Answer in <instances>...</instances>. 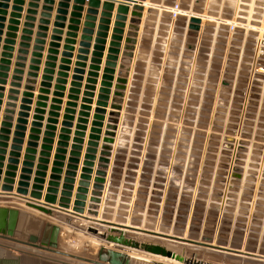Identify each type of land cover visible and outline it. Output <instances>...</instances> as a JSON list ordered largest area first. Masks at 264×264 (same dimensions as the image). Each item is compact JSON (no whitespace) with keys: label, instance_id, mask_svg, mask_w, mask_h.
<instances>
[{"label":"rangeland","instance_id":"374dc122","mask_svg":"<svg viewBox=\"0 0 264 264\" xmlns=\"http://www.w3.org/2000/svg\"><path fill=\"white\" fill-rule=\"evenodd\" d=\"M175 1L218 20L249 16L247 3H251ZM257 1L252 0L251 17L264 24L253 15ZM192 14L204 24L185 46L181 35L176 37L175 63L165 59L157 78L155 72L145 77L143 71L130 78L117 126L122 142L116 149L110 146V155L104 156L111 163L107 194L105 200L102 194L104 206L94 208L98 218L111 222L125 221L141 229L264 256V94L247 95L245 80L246 56L255 34H228L217 19ZM39 214L60 228L57 252L64 255L55 253L60 260L65 264L97 261L106 244L92 237L88 227L110 233L108 228L89 226L86 219L64 213ZM86 216L95 217L93 212ZM126 234L176 253L186 248L184 257L195 254L206 263L264 264L262 256H231Z\"/></svg>","mask_w":264,"mask_h":264},{"label":"water","instance_id":"95a60500","mask_svg":"<svg viewBox=\"0 0 264 264\" xmlns=\"http://www.w3.org/2000/svg\"><path fill=\"white\" fill-rule=\"evenodd\" d=\"M7 0H0V9L5 8L3 4ZM33 1V0H31ZM67 1V0H61ZM74 11L81 10L78 6H83L85 0H73ZM143 0H104V4L102 6V10L107 11L101 14L102 19L99 20L100 26H98V30L100 31L97 36L99 37L95 40V46L93 47L94 52L92 53V59L90 60L91 66L89 68L90 72L88 73V79H86V86L84 87L85 92L83 93L82 104L80 106V112L78 113V125L75 127L76 131L74 132V138L72 140V145L70 147L69 158L67 159V164L65 166L64 178L62 179V168L64 167V160L66 155V149L68 147L69 135H70V127L72 124L70 123L74 118V108L76 107V102L78 100L77 96L79 94V88L81 87L80 81L82 80L80 76L82 73L81 68L84 67V62L86 60L85 56L87 52V48L89 47L88 42L90 41V37L86 35H91L92 24L85 23V29L82 31L83 35L80 43L81 49L78 51V56L76 60L78 61L75 64L76 69L74 70V76H72V82L70 83L71 89L69 90V96L67 99L66 109L64 110L65 115L63 116V122L61 124L62 128L60 129L58 136V142L56 144L57 148L55 149V154L53 156L54 161L52 162V168L50 169L49 181L47 182L46 194L43 196L42 192L44 190L45 178L47 176L46 171L48 170V163L50 158V152L52 151V144L54 139V131H56V127L53 125L57 124V122L53 119L57 117V114L54 111L58 110L59 100H52V106L50 107L51 113H49V119L47 120V125L45 126L46 132H44V139L42 140V145L40 147L41 152L39 153V157L37 160V165L35 167L36 171L34 172L33 184L31 186V191H28L30 175L32 174V168L34 167L33 162L35 161V147L36 141L38 140V128H40V124L37 121H40L41 118L38 117V114H42L39 110L43 108V104H36L37 110L34 111L33 121L31 123L30 135L28 136L29 142L27 143V149L25 150V154L23 156L22 168L20 170V175L18 177L17 188L14 189L13 185L15 183L14 179L16 177V170L18 165V158L20 157L19 152L22 150L21 145L23 144L24 132L26 130L25 126L27 124L28 114L27 112L30 110L28 105L31 103L30 99L32 98V94L30 92L34 91L33 85L35 81V74L29 73V79L26 80V86L24 87L25 91L23 94V100L21 101L22 106H20V113L18 115L19 119L17 120V125L15 126V139L12 140V145L10 146V159L7 161L8 165L6 166V172L4 173V178L2 180L3 185L0 186V196H12L25 201L24 206L33 211H36L42 215L48 217H54V212L56 213H64L68 215H73L76 217H81L86 219L87 221H94L97 217V210L94 208L101 203V197L104 191V185L106 183L108 164L110 160L108 156L110 155L112 146L115 142L116 131L118 126V119L120 118V112L122 111L124 100L126 98V91L128 85L129 73L131 71L132 58L134 56V45L136 43V37L138 32V25L140 24V18L142 17L143 5L138 3ZM114 2L119 3V7L117 8V15L115 17L114 29L112 31L111 42L109 43L108 55L106 57V62L103 69L102 81L100 83L99 95L97 97L96 109L94 110L93 121L91 123L90 135L88 141L86 143L84 160L82 162V168L79 174V180L77 181V187L75 189V194H73L77 171L79 169L80 163V152L82 150L83 145V137L84 131L86 130L85 125L88 123L87 118L89 117V112L91 108L87 105L92 104V97L94 91V84L96 83V77H98L97 72L100 70V63L102 58V52L104 50L103 45L105 44L106 34L103 32L106 31V26L109 24V18L111 17L110 11H112L114 7ZM48 3V2H46ZM14 4H18V1L15 0ZM100 2L99 0H89L87 2L88 10L86 17L87 21H94L92 15H95V9L98 8ZM132 6L131 19L129 20L130 26L128 28L129 32L127 33V38L125 39V45L123 46L122 59L120 60V65L118 67V78L116 79V84L114 85V91L112 93V100L110 105V112L108 113V123L111 125L107 129L104 134V138L102 142L104 146L103 150H107L108 153H102L101 158L98 159V166L94 171L93 168L94 162L96 160V154L98 149V142L100 141L101 128L103 126L104 115L106 114L107 101L109 99L108 95L110 94V88L112 87V81L114 80L113 75L115 73L114 69L116 68L117 55L119 53L120 41L122 40V28H124L123 22H125L124 15L128 13V6ZM59 8H62L64 5L59 4ZM30 9L33 8V4L30 3L28 5ZM46 10V8H44ZM12 10L14 12L19 11V8L13 7ZM28 14H32L31 10L27 11ZM58 14H61V10L57 11ZM4 13L0 10V15ZM77 14H73V17H76ZM45 17V14L42 15ZM12 19H17L18 17L15 14L11 15ZM59 19V18H57ZM3 18H0V22H2ZM26 21H32L30 17L26 18ZM9 24L11 25L6 34V40L4 41L2 54L3 60L0 61V85H5V77L6 74L4 72L7 71V60L10 58V46L12 45V40L14 35L12 34L15 31L14 26L17 24L16 20H10ZM41 24H45V20H41ZM202 20L199 16L192 15L188 20L187 30L191 32H198L201 28ZM58 24H55L54 27L58 28ZM2 28L0 24V29ZM24 28H29L28 23L24 24ZM44 28H39V31H43ZM69 30L74 31L75 29L69 28ZM53 35L60 34L58 30L52 31ZM24 35L21 38V44L19 45L20 50H18L19 55L26 54L22 48H26L25 42H28L27 35L30 34L28 30L24 29L22 31ZM68 36H73L74 34H68ZM38 40H36V44L42 45L43 41L40 40L44 38V34L39 32L37 34ZM52 41L58 40L55 36L51 38ZM71 43V42H70ZM51 48L56 47L55 44L50 45ZM35 51H42L40 47L35 48ZM63 58L69 59L71 57L70 52L71 48L68 46L64 48ZM49 56L47 60H54V58L50 55H54V50H48ZM33 60H31L32 66H30V71H36L37 68L34 65H38L37 58L40 57L38 53H34ZM23 59L21 56H18L16 61H19L15 64L16 68L23 67L20 62ZM63 64H69V60H63ZM6 65V66H5ZM53 64H46V67H52ZM61 70L67 71L65 66L60 68ZM14 75H20L21 71L15 70ZM44 73H49L48 70H45ZM62 76V74H61ZM65 76V74H64ZM43 81L49 80V78L43 77ZM12 82L10 83L11 89L8 90L7 101L5 104L6 109L4 110V116L2 117V124L0 129V175L2 174L3 167V156L5 155V148L7 141L8 129L10 128V123L12 120V115L14 114L13 109L15 108V101L17 100V90L19 88L20 78L17 76L12 77ZM58 84H64V80H57ZM48 84L42 83L41 87H46ZM56 90H62L59 86H56ZM3 88L0 87V99L2 98ZM40 94H43V90L39 91ZM54 97L60 98L61 94H53ZM38 101H44L41 96H39ZM103 163L102 166L99 164ZM1 180V178H0ZM62 181V184L60 182ZM92 181V184H91ZM91 186V188H90ZM61 187V190L58 189ZM90 189V190H89ZM59 194V197L57 195ZM72 198L74 199L72 201ZM93 212L95 217L91 218L89 216H84V213ZM97 224H100L103 227H107L110 233H102L97 228H91L88 231L103 241L106 246H102L97 254V261H90L92 264H148L150 262H142L130 260V258L123 253L124 249H133L137 251H141L145 254H151L154 256H160L167 259L176 260L182 264H212L205 263L199 259H196V255H192L190 259L179 256L176 253L168 250L165 246L156 244V243H145L138 241L133 238H127V234H134L140 236H146L154 239H159L163 241H167L173 245H181V246H190L194 249H207L217 253H223L226 255H234L238 257H246V258H254L255 254L250 252H239L238 250L230 249L225 246L215 245L206 240L198 241L191 238L184 237L182 235H169L164 232H154L150 229H141L138 225H125L120 223H112L109 220L101 219L96 221ZM60 234V228L56 225H53L50 222L44 223L42 220L30 216L22 211L17 209H8L5 207H0V237L5 240H9L15 242L19 245L35 247L47 252L58 253L64 255L62 253L57 252L58 249V237ZM113 234H118L113 235ZM110 245H112L110 247ZM110 247V248H108ZM156 264H162L153 262Z\"/></svg>","mask_w":264,"mask_h":264},{"label":"crops","instance_id":"0c3cea01","mask_svg":"<svg viewBox=\"0 0 264 264\" xmlns=\"http://www.w3.org/2000/svg\"><path fill=\"white\" fill-rule=\"evenodd\" d=\"M15 0H7L3 4L5 5V8L0 9L4 14L0 15V18H3L2 22H0L2 28L0 29V61L3 60L2 54H4L3 48L6 46L4 44V41L7 39L6 34H8L7 29L11 26L9 24L10 20H16L17 24L14 26L15 31L12 33L14 35V38L12 40V45L10 46L11 51L10 53V58L4 59L7 60L8 65L7 71L4 72L6 74L5 77V85H0V87L3 88L2 93V98L0 99V129H1V124L3 122L2 117L4 116V110L6 109L5 104L7 101V96H8V90L11 89L10 83L12 82V77L17 76L18 78L21 79L19 82V88L15 89L17 90V95L16 98L17 100L15 101V108L13 109L14 114L12 115V122L10 123V128L8 129V134L7 136V141L5 142L6 148L5 150V155L3 156L4 161H3V167H2V174L0 175V186L3 185V178H4V173L6 172V166L8 165V160L10 159V146L12 145V140L15 139L14 133L15 131V126L17 125V120L19 119L18 115L21 112L20 111V106H22L21 101L23 100V94L24 92H28L24 90V87L27 85L26 80L29 79L28 74L33 73L35 74V78L33 80L35 81V84L33 85L34 91L30 92L32 94V98L30 99V104L28 107L30 110L27 112L28 118L27 124L25 126L26 130L23 133L24 137L22 139L23 144L21 145L22 150L19 152L20 157L18 158V165H17V170H16V177L14 179L15 183L13 185L14 189L17 188V182H18V177L20 175V170L22 168V162H23V156L25 154V150L27 149V143L29 142L28 136L30 135V129L31 123L34 122L33 116L34 111L37 110L36 104L40 103L43 104L44 107L40 108L39 110L42 112V114H38V117L41 118L40 121H37L38 124H40V128H38V135L37 138L38 140L36 141V147L34 149L35 154L34 158L35 161L33 162L34 167L32 168V174L30 175V182H29V188L28 191H31V186L33 184V179H34V172L36 171L35 167L38 164L37 160L39 157V153L41 152V145H42V140L44 139V132L45 126L47 125V120L50 118L49 113H51L50 107L52 106L51 101L52 100H59L60 103L58 106V110L54 111L57 114V117L53 118L57 124L53 125L56 127V131H54V139H53V144H52V151L50 152V158H49V163H48V170L46 171V178H45V184H44V190L42 192L43 196L46 194V188H47V182L49 181V175H50V169L52 168V162L54 161L53 156L55 154V149L57 148L56 144L58 142V136L60 135L59 131L62 128L61 124L64 121L63 116L65 115L64 110L67 108L66 103L67 102H74V101H69L67 97L69 96V90L71 89L70 83L72 82V76H74V70L76 69L75 64L78 62L76 60L78 54V51L81 49L80 43L82 42L81 38L83 35L82 31L85 29L84 24L89 23L92 24V28L89 29L91 30V35H86L90 37V41L88 42L89 47L86 49L87 54L84 55L86 60L84 62H81L84 64V67L81 68L82 70L80 78L82 79L79 83L81 87L78 89L79 94L76 95L78 100L74 102L76 104V107L73 109L74 110V115H72V118H74L70 123L72 124V127H70V135L69 141H68V147L66 149V155H65V160H64V167L62 168V179L64 178V172H65V166L67 164V159L69 158V152H70V147L72 145V140L74 138V132L76 131L75 127L78 125L77 120H78V113L80 112V106L82 104V99L83 93L85 92L84 87L86 86V79H88V73L90 72L89 68L91 66L90 60L93 58L92 53L94 52L93 47L95 46V40H97L99 37L97 34L100 32L98 30V26H100L99 20L102 19L101 14L103 12H107L102 10V6L104 4V0H99L100 4L97 9H95V15H92V18H94V21H87L86 17L88 16L87 10V2L84 3L83 6H78L81 8L79 11H74L73 8L74 6H77L74 4L73 0H67V1H61V0H17L18 4H14ZM48 2V3H46ZM175 0H143L142 2H138L143 5V12L142 17L139 19L140 24L138 25V32H137V37H136V43L134 45V56L132 58V64H131V71L129 73V78H128V83L130 78L132 76L134 77L135 75H138V71L141 72L143 71V76L147 77L148 73L155 72L154 77L157 78L160 73L162 72L163 69V62L165 59L168 57V62L171 64L175 63V59L177 58L178 54L177 51L179 50L178 48V37L181 35L182 37V44L185 46V43L189 39V37L194 34L195 32L187 31V33L184 31V25H185V19L181 18L176 22H172L170 20L169 14L165 12L164 7L171 5ZM32 3L33 8L30 9L28 5ZM59 4H63L64 6L62 8H59ZM114 7L112 11H110L111 17L108 19L109 24L106 26V31L103 32L106 34L105 38V44L103 45V52H102V58H101V63L99 65L100 70L97 72L98 77H96V83L93 85L94 86V91L93 97H92V104L87 105L91 108L89 112V117L87 118L88 123L85 125L86 130L84 131V137H83V145H82V150L80 152V163H79V169L77 171V177H76V184L75 188L73 191V194H75V189L77 187V181L79 180V174L80 170L82 168V162L83 158L85 155V149H86V143L88 141L89 135H90V129H91V123L93 121V115H94V110L97 108L96 107V102H97V97L99 95V89L100 83L102 81V76H103V69L104 65L106 62V57L108 55V49L109 43L111 42V36H112V31L114 29V23H115V17L117 15V8L119 7L118 2H114ZM146 5V6H145ZM132 6H128V13L124 15V18L126 19L124 24V28H122V35L121 38L122 40L120 41V48H119V53L117 55V61H116V68L114 69L115 73L113 75L114 80L112 81V87L110 88V94L108 95L109 99L107 101V107H106V114L104 115V121L103 126L101 128V135H100V141L98 142V149H97V154H96V160L94 162V168H93V175L92 178L94 177V171L96 170L97 164H98V158L99 154L101 151L105 152L102 149V139L104 138L105 132L108 130L107 128L111 126L108 123V113L110 112V105L111 100L113 98L112 93L114 91V85L116 84V79L118 78V72L119 65H120V60L122 59V52H123V46L125 45V39L127 38V33L129 32L128 28L130 26L129 20L131 19V12H132ZM19 8V11L14 12L12 8ZM46 8V10L44 9ZM31 10L32 14H28L27 11ZM61 10V14H58L57 11ZM15 14L18 18L17 19H12L11 15ZM45 14V17H42V15ZM73 14H77L76 17H73ZM30 17L32 21L27 22L26 18ZM59 18V19H57ZM41 20H45V24H41ZM28 23L29 28H24V24ZM58 24V28H55L54 25ZM203 26V24H201ZM44 28L43 31H39V28ZM69 28L75 29L74 31L69 30ZM26 29L28 32H30L28 37V42H25L26 48H22V50L25 51L26 54L19 55L18 50H20L19 45L21 44V38L24 36L22 34V31ZM58 30L60 34L53 35L52 31L53 30ZM179 30L181 31L179 34ZM39 32H42L44 34V38H41L40 40L43 41L42 45L36 44V40H38L37 34ZM68 34H74L73 36H68ZM55 36L58 38V40L52 41L51 38ZM167 36V45L165 48L162 47L163 42ZM71 42V43H70ZM55 44L56 47L51 48L50 45ZM188 44V42L186 43ZM69 47L72 49L70 52L71 57L69 59L63 58V53L65 47ZM40 47L42 51L38 52L35 51V48ZM54 50L55 54L50 55L54 58V60H47V57L49 56L48 50ZM38 53L40 55L38 60V65L36 66L37 70L36 71H30V66L31 60H33V54ZM21 56L23 59L20 64L23 65L21 68H16L15 64L18 63L19 61H16L17 57ZM63 60H69V64L65 65L62 63ZM53 64L52 67H46V64ZM1 66V64H0ZM62 66H65L67 68V71L61 70L60 68ZM171 69V67L169 68ZM18 70L21 71L20 75H14V71ZM45 70H48L49 73H44ZM62 74V76H61ZM65 74V76H64ZM46 77L49 78L47 81H43L42 78ZM57 80H64V84H58L56 81ZM48 84L46 87H41V84L44 83ZM56 86H59L62 88V90H56ZM128 89V85H127ZM43 90V94H40L39 91ZM61 94L62 97L57 98L54 97L53 94ZM127 93V92H126ZM39 96L44 99V101H38ZM123 115V111H121V117ZM120 127V124L118 125ZM116 137H115V142L113 144V148L116 149V147H119L120 143L122 140H120L119 133L120 130L118 129L116 132ZM104 145V144H103ZM62 184V181L60 182ZM92 184V181H91ZM108 185V182H107ZM91 188V186H90ZM107 188V187H106ZM59 191L61 190V187L58 189ZM90 190V189H89ZM106 194H107V189H106ZM105 194V196H106ZM59 197V194L57 195ZM105 198V197H104ZM74 199L72 198V201ZM105 200V199H104ZM104 200L103 203H101L104 206ZM0 207H5L8 209H17L19 211H22L30 216L40 218L38 216V212L35 213L33 210L26 208L24 206L25 201L12 197V196H0ZM7 203V204H4ZM10 204V205H9ZM14 204V205H13ZM18 204V205H17ZM21 204V206L19 205ZM100 204V206H101ZM23 206V207H22ZM102 206V207H103ZM56 213V212H54ZM42 219V218H40ZM44 223H47V220H44ZM88 223V222H87ZM90 224V223H88ZM54 225V224H53ZM91 226V224L89 225ZM99 225H96L98 227ZM102 227V226H101ZM107 228V227H106ZM99 230V229H98ZM113 235H118V234H113ZM127 237V236H126ZM130 238V237H127ZM159 240V239H158ZM112 248V247H111ZM0 264H65L64 261L60 260L55 254L51 252H47L35 247H29V246H23L19 245L15 242L9 241L2 239L0 237Z\"/></svg>","mask_w":264,"mask_h":264},{"label":"built area","instance_id":"2783aa9c","mask_svg":"<svg viewBox=\"0 0 264 264\" xmlns=\"http://www.w3.org/2000/svg\"><path fill=\"white\" fill-rule=\"evenodd\" d=\"M89 0H85L88 2ZM252 3V0H249ZM253 4V3H252ZM253 8V6H252ZM251 9V8H250ZM257 14L256 17H261L264 20V0L257 1V7L254 8ZM165 12L169 14L170 20L176 22L179 19H185L184 31L187 33V24L190 17L193 15L191 9L183 8L180 2L175 1L171 5L164 7ZM253 12V10H252ZM251 16V14H250ZM202 20V19H201ZM217 25L225 27L228 34L235 35L238 32L254 33L253 42L250 51L246 56V91L247 95L259 96L264 94V24L263 21L254 20L251 17V22H247L241 16H237L231 20L220 19ZM202 27V26H201ZM263 30H260V28ZM201 30V28H200ZM200 30L198 32H200ZM197 32V33H198ZM167 45V36L162 47ZM260 91V93H258Z\"/></svg>","mask_w":264,"mask_h":264},{"label":"bare ground","instance_id":"6f19581e","mask_svg":"<svg viewBox=\"0 0 264 264\" xmlns=\"http://www.w3.org/2000/svg\"><path fill=\"white\" fill-rule=\"evenodd\" d=\"M239 1V0H238ZM242 1H244L245 2V0H242ZM242 1H240V2H242ZM235 2H237V1H235ZM249 2V1H248ZM243 3V2H242ZM248 5L247 6H249V8H251L249 11H248V13H249V16L247 15V17H242L241 16V18H244L245 20H247V22L249 23V22H251V16H250V14L252 13V6H253V4L252 3H247ZM240 5H242V7L243 6H246V3H243V4H241L240 3ZM146 6V5H145ZM238 9V8H237ZM236 9V10H237ZM242 10H243V8H241ZM238 10H240V9H238ZM192 13H197V14H204V15H206V13H198V12H194V11H192ZM207 17H212V16H210V15H206ZM222 17V16H221ZM233 17V16H232ZM237 17V16H236ZM212 18H214V17H212ZM235 18V17H234ZM214 19H217V18H214ZM222 19V18H221ZM228 19V18H227ZM218 20V19H217ZM216 21V20H215ZM256 21V20H255ZM213 22V21H212ZM217 22V21H216ZM211 23V22H210ZM213 23H215V22H213ZM213 23H211V24H213ZM202 24H204V21L202 20ZM260 30H263V28L261 27L260 28ZM216 37V36H215ZM254 37V36H253ZM244 44V43H243ZM243 44H241V45H243ZM241 48V47H240ZM104 144V143H103ZM102 144V146L101 147H103L104 145ZM101 150H103V149H101ZM102 153H103V151H101L100 152V154H99V158H101V155H102ZM98 158V159H99ZM113 158V157H112ZM111 164V163H110ZM97 166H98V164H97ZM112 166V165H111ZM97 168V167H96ZM111 169V168H110ZM108 172H109V170L107 171V178H106V183H105V185H104V191H103V199H105L104 197H105V193H106V187H107V179H108ZM135 186H136V183L134 184ZM135 188V187H134ZM136 189V188H135ZM131 191V190H130ZM133 192V191H132ZM135 192V191H134ZM135 195V194H134ZM136 196V195H135ZM134 197V196H133ZM119 198V197H118ZM101 199H102V197H101ZM131 200V199H130ZM1 203V202H0ZM131 203H133V202H131ZM2 204V203H1ZM4 204H7V203H4ZM101 204V203H100ZM100 204L98 205V207H99V209H100ZM134 204V203H133ZM10 205V204H9ZM14 205V204H13ZM18 205V204H17ZM20 206H21V204H19ZM131 205V204H130ZM23 207V206H22ZM33 212H35V211H33ZM35 213H37V212H35ZM37 214H39V213H37ZM84 216H86V213H84V215H83V217ZM102 218H98V216L95 218V219H92V220H94V221H88V223H90V224H96V225H99V226H101L100 224H97V222L96 221H99V220H101ZM55 220V219H54ZM110 221V220H109ZM57 222H59V221H57ZM87 222V221H86ZM112 223H120L119 221H115V222H112ZM61 224V223H60ZM121 224H125L126 225V223H125V221L124 222H121ZM129 226V225H128ZM103 227V226H102ZM139 227V226H138ZM140 228V227H139ZM88 229L90 230L91 228H89L88 227ZM186 229V228H185ZM169 234V233H168ZM170 235V234H169ZM92 237H94V238H98V237H96L95 235H92ZM99 239V238H98ZM137 239V238H136ZM100 240V239H99ZM101 241V240H100ZM139 241V240H138ZM141 242L142 241H144V240H140ZM152 243V242H151ZM161 245V244H160ZM110 247H111V245H110ZM110 247H108V248H110ZM168 250H170V251H172V252H174L173 250H171L170 248H168V246H165ZM186 250V248H184V249H182L181 248V250H180V252H178V253H176V252H174V253H176L177 255H179V256H185L184 255V251ZM123 252H126V255L130 258V260L132 261V260H135V261H142V262H149V261H146V260H143V259H153V260H155V261H158L157 263H162V264H182V263H180V262H178V261H176V260H172V259H167V258H163V257H160V256H154V255H151V254H145V253H143V252H141V251H137V250H133V249H130L129 251L127 250H125V251H123ZM239 252H244V251H239ZM130 255H132V256H130ZM257 254H255L254 256H256ZM262 255H257L256 257H261ZM134 257V258H133ZM138 258V259H137ZM261 258H264V256H262ZM174 261V262H173ZM150 262H154V261H150ZM206 263V262H205ZM208 263V262H207Z\"/></svg>","mask_w":264,"mask_h":264}]
</instances>
